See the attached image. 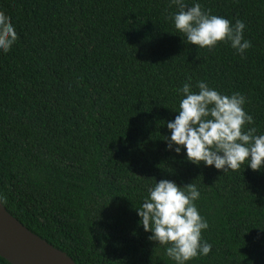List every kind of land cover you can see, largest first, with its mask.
<instances>
[{"label":"trees","instance_id":"1","mask_svg":"<svg viewBox=\"0 0 264 264\" xmlns=\"http://www.w3.org/2000/svg\"><path fill=\"white\" fill-rule=\"evenodd\" d=\"M194 2L252 47L191 45L171 0H0L19 36L0 53V202L76 264H175L135 210L163 179L201 193L213 247L189 264H264V170L197 166L164 140L189 81L243 94L264 134V0Z\"/></svg>","mask_w":264,"mask_h":264},{"label":"clouds","instance_id":"2","mask_svg":"<svg viewBox=\"0 0 264 264\" xmlns=\"http://www.w3.org/2000/svg\"><path fill=\"white\" fill-rule=\"evenodd\" d=\"M171 3L179 10L170 19L191 45L212 50L224 42L241 56L252 47L244 38L246 24L242 20L232 24L198 2L191 6L185 0ZM18 39L11 18L0 11V53H8ZM192 87L189 81L177 89L182 98L175 111L178 115L166 122L170 133L164 139L167 150L183 154L194 165L222 172L238 170L246 162L253 171L264 170V134H257L256 127H246L254 123L244 108L246 97L239 92L223 94L204 81L196 83L198 91ZM200 195L194 183L179 186L167 179L155 180L141 206L135 208L138 225L151 233L150 241L164 246L165 255L175 264H189L212 252V244L202 237L209 223L196 205Z\"/></svg>","mask_w":264,"mask_h":264},{"label":"water","instance_id":"3","mask_svg":"<svg viewBox=\"0 0 264 264\" xmlns=\"http://www.w3.org/2000/svg\"><path fill=\"white\" fill-rule=\"evenodd\" d=\"M0 256L11 264H76L28 230L0 202Z\"/></svg>","mask_w":264,"mask_h":264}]
</instances>
